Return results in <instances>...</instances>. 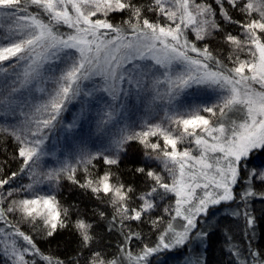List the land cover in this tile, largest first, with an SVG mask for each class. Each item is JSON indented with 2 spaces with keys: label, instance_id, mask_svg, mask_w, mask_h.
I'll return each mask as SVG.
<instances>
[{
  "label": "snow or ice",
  "instance_id": "6c2138e0",
  "mask_svg": "<svg viewBox=\"0 0 264 264\" xmlns=\"http://www.w3.org/2000/svg\"><path fill=\"white\" fill-rule=\"evenodd\" d=\"M9 143L0 264H208L214 238L226 264H264V0H0ZM133 145L139 189L114 171ZM63 180L98 205L62 204ZM63 230L66 258L34 239Z\"/></svg>",
  "mask_w": 264,
  "mask_h": 264
},
{
  "label": "trees",
  "instance_id": "16d2710c",
  "mask_svg": "<svg viewBox=\"0 0 264 264\" xmlns=\"http://www.w3.org/2000/svg\"><path fill=\"white\" fill-rule=\"evenodd\" d=\"M209 3H212L213 0H208ZM231 27V26H227ZM7 148V151H4V148ZM14 149V145L11 143L7 145H0V160L6 159L11 155ZM141 148L139 146L133 145L129 151L128 156L122 161L118 170L121 180L126 184H132L138 189L141 186V178L132 174L131 170L137 166V162L142 159ZM11 168L9 171H15L18 167L17 163L10 161ZM100 171H103V168H100ZM77 178L81 181L83 180V174L78 173ZM58 199L62 204L68 205H77L81 209L87 208L92 209L98 205V201L92 198L90 192H84L82 189L78 188L75 185H72L66 180L61 181V186L58 190ZM254 207L256 208V215L259 218L264 210V204L260 203L258 200L254 202ZM110 211V210H109ZM25 231H30L27 225L22 226ZM97 231L103 236V242L106 244H111L115 246L119 242V236L116 233H108L104 230L103 227H98ZM147 231V229H145ZM34 239L36 240L40 249L46 254H54L60 256L61 258H66L74 254V251L77 247V237L70 230H63L54 238L45 240L41 237L39 233L34 234ZM217 242H214L207 254L208 264H226V257L221 251V243L219 238H214ZM257 246L264 247V238H261L260 227L257 229V240L254 242ZM110 251H114L110 249ZM175 256L172 253L167 254L165 264H172Z\"/></svg>",
  "mask_w": 264,
  "mask_h": 264
},
{
  "label": "rangeland",
  "instance_id": "374dc122",
  "mask_svg": "<svg viewBox=\"0 0 264 264\" xmlns=\"http://www.w3.org/2000/svg\"><path fill=\"white\" fill-rule=\"evenodd\" d=\"M136 146H139V145H136ZM141 153H142V149H141ZM261 159L264 160V157H262ZM258 163H259V161H258ZM166 258H167V254H165V255L163 256V260H166ZM182 260H183V257H181V258H179V259H177V258L175 257V258H174V261H173L172 264H181Z\"/></svg>",
  "mask_w": 264,
  "mask_h": 264
}]
</instances>
